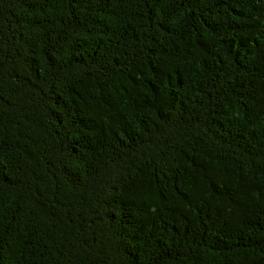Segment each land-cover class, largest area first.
Here are the masks:
<instances>
[{"label":"trees","instance_id":"1","mask_svg":"<svg viewBox=\"0 0 264 264\" xmlns=\"http://www.w3.org/2000/svg\"><path fill=\"white\" fill-rule=\"evenodd\" d=\"M0 264H264V0H0Z\"/></svg>","mask_w":264,"mask_h":264}]
</instances>
